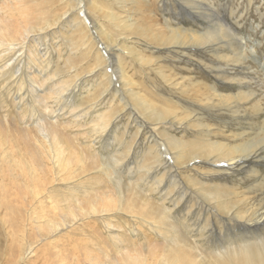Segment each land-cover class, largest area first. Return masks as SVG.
Returning <instances> with one entry per match:
<instances>
[{
    "label": "rangeland",
    "instance_id": "rangeland-1",
    "mask_svg": "<svg viewBox=\"0 0 264 264\" xmlns=\"http://www.w3.org/2000/svg\"><path fill=\"white\" fill-rule=\"evenodd\" d=\"M72 1L74 5L68 7L62 0H0V23L5 22L15 36L8 42L22 40L34 27L27 42L7 57L10 69L0 58V122L16 128L24 127V121L34 125L47 105V115L56 111L54 115L70 123L66 132L75 143L90 155L102 156L125 149L137 131L136 121L146 123L132 154L114 165L110 176L103 166L89 164L94 170L82 173L71 165L69 171L38 178L43 183L37 189L44 195L36 199L20 190L28 183L16 179L1 155L6 147L0 149V192L9 193L8 206L0 204V264H110L125 250H139L143 264H165L164 254L171 264L170 246L179 234L195 244L201 255L258 241L262 235L253 238L258 231L245 232L227 218L220 221L218 214L226 206L242 209L244 219L264 213V0ZM186 4L205 6L211 15L197 17ZM218 19L233 24L240 43L230 36L209 49L168 43L185 33L218 36L223 30L217 26ZM115 40L125 49L105 60ZM100 60V67L89 71ZM66 81H71L70 93L60 91ZM104 85H114L115 93H105L91 102L96 103L94 108L86 110L90 103L80 104L81 98ZM122 85L131 90L129 97ZM52 90L59 93L49 99ZM60 93L65 100L58 97ZM128 99L134 108L122 109ZM69 103L77 107L72 110L65 105ZM150 103L158 114L169 112L176 122L187 121V128L171 126L168 120L150 125L140 111ZM119 109L107 131L100 136L94 133L103 115ZM132 110L137 115L128 121L126 114ZM71 113L83 119L75 123ZM181 143V148L173 149ZM238 146H252L248 152L258 149L260 155L237 163L233 156L239 154H232L226 158H232L233 164L225 166L229 161L221 157ZM20 148L23 151L25 145L20 143ZM204 149L212 154L191 159ZM176 155L183 162H177ZM113 179L137 180L134 187L166 212L113 210L32 241L37 226L46 231L49 221L60 220L86 198L113 189ZM32 184H37L35 178ZM0 201H4L1 196ZM57 251L66 258L60 259ZM198 264H212L211 258Z\"/></svg>",
    "mask_w": 264,
    "mask_h": 264
},
{
    "label": "bare ground",
    "instance_id": "bare-ground-1",
    "mask_svg": "<svg viewBox=\"0 0 264 264\" xmlns=\"http://www.w3.org/2000/svg\"><path fill=\"white\" fill-rule=\"evenodd\" d=\"M62 1V4H65L68 7L74 5L72 0ZM183 2H186V0H183ZM186 5L196 10L195 15L197 17L206 19L211 15L210 9L206 8L205 6L196 7L194 4ZM67 8L62 10L61 13L56 12L54 18L64 14V11ZM1 9L3 8L1 7ZM219 19L217 22V26L222 28L223 30L222 32H218L220 34L218 36L217 34L210 35L208 33H189L187 37V34L185 33L183 36H179L177 40L168 43L179 44V46H200L203 47V49H209L210 47H212L211 44L222 41L227 38V36H230L239 42V40L236 38L237 36H235V28L233 24H230V22L228 23L227 20L219 21ZM58 21L59 20H54V23H57ZM52 24L53 23L49 21L47 23V26H51ZM33 28L34 27H32L30 31H26V35L22 40L16 42H8V40L14 39L15 36L9 31L8 26L5 24V22L1 21L0 51H2L3 54L0 56V58L5 60V63L8 64L6 65L8 69H10L11 65L10 63H8L9 59H7V57L10 55V53L16 51L18 47H20V44L27 42L28 35L33 31ZM40 29L44 30L43 27H41ZM119 48L125 49L124 47L119 45V42L117 40L112 41L111 45H109L108 49L106 50V54L104 55L105 60L113 59L115 57L116 50H118ZM181 49L183 48H178V51H182ZM33 51H36V49H34ZM237 60L242 61L238 58ZM79 62L80 61H75V64ZM101 63L102 60L97 61V64L99 66L95 65L89 71L97 69L98 67H100ZM113 65L115 68H118L117 62H114ZM31 81L35 84L37 83L35 78H32ZM103 87L105 89H103ZM122 87L127 93V97H129L131 95V90L127 85H122ZM111 88H115L114 85L102 86L98 91H94L88 96L82 97V101L80 104L90 103L87 105L88 107H86V110H91L95 107L96 104L91 102H96V100L102 98L105 93H115L114 90L111 91ZM70 89H72L71 81H66L65 85L61 87L60 91H66L70 93ZM115 90L116 92H118L117 89ZM58 93L59 92L57 90H52L48 98L52 99V96ZM58 97H61L63 100L66 99L65 97H62L61 93ZM53 100L58 101V98L53 97ZM124 103L125 106L124 108L122 107V109H127V107V110L132 107L134 108L129 99ZM65 105L67 107H70L72 110L77 107L72 103ZM135 107L137 108L136 105ZM46 108L47 105L42 106V117L39 118L40 121L36 122L34 125L30 122L24 121V127L16 128L8 122H0V149L2 150L6 147V149L1 152L2 158L4 161L10 164L11 171L15 174L16 179L22 178L25 182L28 183L27 185L20 186V190L24 192L25 195L31 196L32 199H36L37 197H40V195H44L41 194L42 190L40 191L37 189L38 186L43 183L38 178L42 176L46 177V175L56 174L59 170L64 172L69 171V167L71 165H75V170L80 169L82 173L94 170L90 167V165L98 166L97 168H99V166H103V171L110 176L109 171L115 172L114 165L118 163L121 164L132 154V149L136 143L135 141L139 135V132L142 130L144 124L146 123H143V121H145L143 119L140 123L136 121L135 124L137 131L132 135L131 139L126 142L127 146L125 149L120 151L114 150L113 152L108 153V155L106 156H102L98 153L90 155L89 151H86V147L78 145L74 142L72 136L67 135L66 129L71 126L70 123L61 120L60 118L62 116L54 115L56 111H53L51 115H47ZM122 109H119L117 112L103 115L101 119L96 123L94 133L100 136L105 131H107L111 122L118 118V115L122 111ZM140 111L146 115V118L149 121L150 125L163 120H168L171 121L169 124L171 126H176L175 124H177L178 127L184 128H187L188 126V124H186L187 121L176 122L177 119L174 120V117H171L172 114L169 112L158 114V111H154L152 103H150L148 106H144ZM136 115L137 113L132 110L131 113L126 114V117L128 118L127 120L133 121ZM69 118H73L75 123H77L79 119H83V117L79 115V113H71L69 114ZM98 138L99 137L97 136L96 139ZM20 143L25 145V149L23 151L20 148ZM183 144L184 143H181L178 146H174L173 149L181 148ZM251 147L252 146H238L235 151L228 152L226 155L221 157L220 160L229 161L227 164H224L225 166H229L233 164V162H230L233 159L226 157L232 154H239L237 156H233L237 163H246L250 158H258L260 155L258 153V149H254L248 152ZM23 153H26L27 156L23 157ZM14 154H17L18 158H14ZM211 154V149H204V151L202 152H194V156H192L191 159L197 157H208ZM98 155H100L101 157H98ZM157 158L158 161L162 160L161 152L158 153ZM175 158L177 159V162H183L181 161L179 155H176ZM216 160L217 159H215L214 161ZM47 163L49 164V166ZM189 164L190 163H186L185 167H188ZM142 166L143 167H141V170L145 168V159L142 162ZM212 166H214L213 163ZM150 168L152 169V167ZM150 168H147L146 171ZM72 171L73 169L68 173H72ZM33 178H35L37 181V184L34 186L32 184ZM135 181L137 180L132 179L129 182L122 183L120 182V180L113 179L112 184L115 185L113 189L100 191L92 197L86 198L83 205L81 203L75 205L74 209H71L69 213L62 215L60 220L49 221L47 223L46 231H42V229L37 226L38 232L35 237L33 236L32 241H39L41 239L48 238L49 236L63 229L73 227L81 220L91 218L92 216L101 217L104 216V214H106L107 212L113 210H126L132 212L135 210L148 209L157 214H163L164 211L166 212L165 208H161L157 202L150 200L146 195H143L142 192L136 189L134 187ZM3 183L4 182H1V184ZM8 194L9 193L7 190L0 192V196L2 197V199H4L3 202L0 201V204H7L6 200L9 198ZM214 195L216 198L218 197L217 194ZM229 208L230 206H226L224 211L218 214V218L220 219V221H225L224 219L227 218L228 221L239 224L242 227V230H244L245 232L250 231L249 229L258 231V233L255 232L256 234H254L253 236V238H257L262 235L258 241L247 242L244 246L241 247L228 246L223 250L215 252L212 255L206 253L201 255V251L199 252L196 249L197 246L195 244L179 234L178 238L174 239V246H170L171 253L169 256L171 264H198L207 257L211 258L212 264H264V213L253 220L244 219L240 216V213L243 212L242 209L230 210ZM217 209L221 210L220 207H218ZM225 215H233L234 218H230ZM40 218H42V216ZM165 221L173 226V222L169 220L167 221L166 218ZM30 253L31 251L29 250L28 254ZM56 254L62 260L66 258L64 253L61 251H57ZM82 255L86 260H88L84 254ZM165 256L166 254L162 255L161 260H164L165 264H168L167 260L164 258ZM90 260L93 261V257H91ZM143 262L144 261L139 250H125L118 256L116 260L110 261V264H143Z\"/></svg>",
    "mask_w": 264,
    "mask_h": 264
}]
</instances>
